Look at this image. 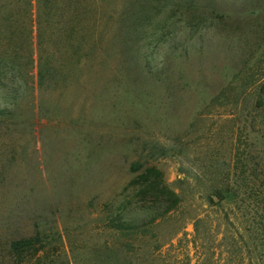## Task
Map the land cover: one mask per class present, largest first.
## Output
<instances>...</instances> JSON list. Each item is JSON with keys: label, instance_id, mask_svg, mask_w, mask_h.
<instances>
[{"label": "rangeland", "instance_id": "374dc122", "mask_svg": "<svg viewBox=\"0 0 264 264\" xmlns=\"http://www.w3.org/2000/svg\"><path fill=\"white\" fill-rule=\"evenodd\" d=\"M45 1L0 0V264H33L9 244L37 232L56 264H252L247 222L225 217L239 204L206 198L264 189V0H61L46 49L69 76L36 100ZM153 167L182 201L149 223L167 206L139 194Z\"/></svg>", "mask_w": 264, "mask_h": 264}, {"label": "trees", "instance_id": "16d2710c", "mask_svg": "<svg viewBox=\"0 0 264 264\" xmlns=\"http://www.w3.org/2000/svg\"><path fill=\"white\" fill-rule=\"evenodd\" d=\"M77 0H72V3H75ZM61 0H46L45 3H40L37 10L38 16L32 15L31 17V25L32 29L37 28V49H34L33 39V30L31 31V50L29 51V64H30V72L31 82L33 84V97L38 100L41 87L45 83H48L54 80L57 76L61 75L64 77L69 76L67 72L64 74L63 68L58 70L54 66H50L54 56L50 54V51L46 49L47 44L58 45L60 41H58V33L57 29L60 31L63 30L61 27V23L63 21L62 15L59 17V11L63 9L60 6ZM30 4L33 6V0H31ZM68 29L69 35H74L77 33L78 29L75 23L71 24L70 27H66ZM58 32V31H57ZM63 33V32H62ZM261 44L264 47V36L262 37ZM68 47H70L71 43H67ZM75 47L72 43L71 48ZM74 53V51H73ZM53 57V58H52ZM264 76L260 79L257 84V104L258 106L264 105ZM134 170H139L141 168V164H134ZM161 172L156 168H147L144 173L139 177L145 183V185L139 191L140 195H146L149 193L154 194L156 199L155 202H167V206L164 210V213H156L154 214L149 223H155L162 218L163 214H168L173 211L176 206L182 201L180 195L167 186L165 188L160 187V178ZM241 193V192H240ZM237 190L225 185L221 188L217 187L213 189L212 193H210L206 200L211 207H221L226 204H239V211L235 210L232 212H225L226 220L230 219H241L247 222V226H245V230L248 231V239L251 246V253L255 255L251 256L256 258V260L252 264H264V189H256L251 188V192L247 197L240 194ZM144 197V196H143ZM216 198L218 200H216ZM251 200L249 204H246V201ZM240 202V203H238ZM252 207V208H251ZM123 215H119L117 213L115 216L111 217L112 228L118 231H127L131 229H135L139 226L132 223H125ZM204 221L203 217H200L195 221L196 229H198L200 223ZM48 235L42 232H37L32 236H25L11 241L9 244L11 252L15 255L16 259L23 262L25 260L29 262H34L33 264H56L55 259H52L54 254L52 251L48 249ZM257 255V256H256ZM26 261V262H27ZM65 264H70L67 260Z\"/></svg>", "mask_w": 264, "mask_h": 264}]
</instances>
